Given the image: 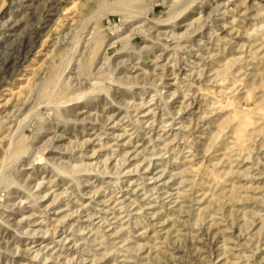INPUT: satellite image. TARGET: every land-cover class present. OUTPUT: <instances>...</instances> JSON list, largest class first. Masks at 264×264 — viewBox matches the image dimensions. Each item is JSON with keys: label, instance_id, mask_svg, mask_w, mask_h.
Segmentation results:
<instances>
[{"label": "rangeland", "instance_id": "374dc122", "mask_svg": "<svg viewBox=\"0 0 264 264\" xmlns=\"http://www.w3.org/2000/svg\"><path fill=\"white\" fill-rule=\"evenodd\" d=\"M169 1L0 0V264H264V0Z\"/></svg>", "mask_w": 264, "mask_h": 264}, {"label": "bare ground", "instance_id": "6f19581e", "mask_svg": "<svg viewBox=\"0 0 264 264\" xmlns=\"http://www.w3.org/2000/svg\"><path fill=\"white\" fill-rule=\"evenodd\" d=\"M142 0H121V2L123 3V4H125V5H128V6H130V5H138L140 2H141ZM148 1H152V0H148ZM191 3H193V1L192 0H171V1H169V4H168V11H167V13H166V16L164 17V19H162V23L163 22H165V23H168V24H173V23H175V20L178 18V17H180L187 9H189L190 8V4ZM151 4V3H150ZM241 4H243V3H241ZM252 4V3H251ZM118 5V4H117ZM122 6V8L124 7L123 5H121ZM118 7H119V5H118ZM112 8H114V7H112ZM120 8V7H119ZM122 8L120 9V11H122ZM124 9H126V7H124ZM250 9V5L247 7V6H245V7H243V10H242V12H243V14L245 13V12H247V10H249ZM124 13V12H123ZM122 13V14H123ZM126 13H128V12H126ZM144 13H146V11L144 12ZM121 14V13H120ZM131 14V13H130ZM139 14V13H138ZM143 14V13H142ZM141 13L139 14V15H142ZM239 14V13H238ZM124 15V14H123ZM122 15V16H123ZM125 15H129V13L128 14H125ZM137 15V14H136ZM143 15H145V14H143ZM131 16V15H130ZM130 16H129V18H130ZM134 16V15H133ZM208 16V15H207ZM258 16V15H257ZM260 16V15H259ZM131 18H132V16H131ZM244 18H247V16L245 15V17ZM197 19H199V17L197 18ZM196 20V19H195ZM244 20V19H243ZM198 20H196V22H197ZM147 22V21H146ZM191 22H193V21H191ZM241 22V21H240ZM240 22H238V23H240ZM198 23V22H197ZM196 23V24H197ZM232 23V22H231ZM191 24L192 23H187L186 24V26H187V28L185 29V31H183L182 33H180V34H171V36H172V38H174V41L175 42H177L178 44H180V43H182V42H188L189 40L186 38V35H185V33H187L188 31H190V26H191ZM194 24H195V22H194ZM194 24H192V26L194 25ZM146 26V25H145ZM164 26V25H163ZM191 26V27H192ZM261 26H262V24H261ZM142 27V26H141ZM152 27V26H151ZM231 28H232V26H231ZM147 29V28H146ZM192 29V28H191ZM232 32V31H231ZM257 32V31H256ZM254 34V33H253ZM118 35V34H117ZM120 37V36H119ZM123 38H125V37H123ZM123 38H119V39H117V40H115V42L116 41H120V40H122ZM259 38H260V36H259ZM258 38V39H259ZM128 39V38H127ZM260 39H263V38H260ZM101 41V38L100 37H95V43H94V45H93V48H97V46L99 45V42ZM114 43V42H113ZM112 44V43H111ZM183 44V43H182ZM181 44V45H182ZM186 44V43H185ZM190 45V44H189ZM183 46V45H182ZM149 49V48H148ZM222 49V48H221ZM157 57V56H156ZM212 57V56H211ZM181 58V57H180ZM156 59V58H155ZM154 60V59H153ZM166 61V60H165ZM155 62V61H154ZM164 66V65H163ZM222 66V65H221ZM77 72V71H76ZM130 76V75H129ZM136 76V75H135ZM128 77V76H127ZM111 78V77H110ZM108 79V78H107ZM118 84V83H117ZM92 85H94V84H92ZM94 87H95V85H94ZM70 89H71V87L69 86V85H62L61 86V88L59 89V91L57 92V95H56V98L57 99H60L61 101H64V102H66V99H68V101L71 99V96L68 94V93H70L69 91H70ZM90 90V89H89ZM88 90V91H89ZM92 90H94L93 89V87H92ZM55 96V95H54ZM75 97V96H74ZM70 98V99H69ZM76 98V97H75ZM51 102V101H50ZM53 105H54V103H52ZM69 111V110H68ZM64 112V111H63ZM71 112V111H70ZM34 116V115H33ZM73 121V120H72ZM40 131V130H39ZM20 136V135H19ZM19 136H17V138H18V140L17 141H15L14 143H13V149H11V147L9 148V149H11L10 150V153L7 155H4V157L3 158H5V159H3L4 161H2V159H1V161L0 162H3V166H4V171H5V173H3L2 174V171H1V174L3 175V177H2V180H1V183H5V184H10V183H15V178H16V173H17V168H16V163H17V161H18V159H19V157L21 156V155H23L24 153H28V152H30L31 150H29V151H27L26 150V147L28 148V149H30L28 146H26L25 145V142L26 141H24V139H22L21 137H19ZM22 136V135H21ZM27 143V142H26ZM11 144V143H10ZM12 145V144H11ZM42 146V145H41ZM40 146V147H41ZM44 149H45V146H44ZM26 150V151H25ZM40 153V152H39ZM25 155H27L28 156V154H25ZM39 156L40 154H36V156ZM30 156H33V155H30ZM35 156V155H34ZM33 156V157H34ZM35 156V157H36ZM37 156V157H38ZM40 157V156H39ZM41 159H43V158H41ZM57 160V159H56ZM60 160V159H59ZM58 160V161H59ZM78 162V161H77ZM62 164V163H61ZM58 165L57 167H58V169L59 170H61L60 172H62V170L63 169H65V167L63 166V165ZM2 165V164H1ZM84 167H85V165H83ZM75 167V165L74 166H72V167H70V168H74ZM57 169V170H58ZM73 170V169H72ZM63 174H64V172H63ZM29 178V177H28ZM43 179V178H42ZM17 182V181H16ZM35 186H36V184H35ZM23 188V187H22ZM36 188V187H35ZM37 189V188H36ZM14 191V190H13ZM35 194V193H34ZM37 195V194H36ZM25 198V197H24ZM26 199V198H25ZM23 200V199H22ZM56 200V199H55ZM32 201V200H31ZM14 204H15V202H14ZM32 207V206H31ZM6 209V208H5ZM3 224V223H2ZM40 224V223H39ZM9 227V226H8ZM39 228H41V227H39ZM39 232H41V231H39ZM47 234V233H46ZM1 236V235H0ZM33 254H34V252H33ZM39 254V253H38Z\"/></svg>", "mask_w": 264, "mask_h": 264}]
</instances>
